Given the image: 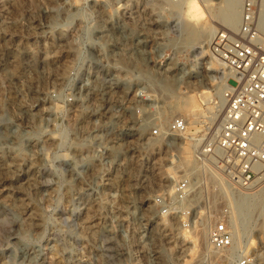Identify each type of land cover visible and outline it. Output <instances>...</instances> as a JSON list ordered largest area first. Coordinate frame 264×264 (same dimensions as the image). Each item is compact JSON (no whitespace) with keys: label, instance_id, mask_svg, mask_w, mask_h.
Masks as SVG:
<instances>
[{"label":"rangeland","instance_id":"374dc122","mask_svg":"<svg viewBox=\"0 0 264 264\" xmlns=\"http://www.w3.org/2000/svg\"><path fill=\"white\" fill-rule=\"evenodd\" d=\"M213 3L186 16L189 29L227 28L213 14L223 12L228 0ZM169 4L0 0V264H207L206 239L196 255L184 234L201 227L191 221L185 228L183 218L165 216L154 205L155 195L172 184L170 171L179 158L194 159L193 138L210 137L215 122L207 119L209 107L224 85L210 42L193 51L207 34L198 32L192 42L180 35V18ZM164 67L166 75L160 73ZM141 72L152 82L139 77ZM155 75L165 79L166 89L153 83ZM87 83L97 86L89 93ZM146 92L151 97L141 99ZM185 92L197 115L158 116L172 96L182 101ZM110 110L121 121L112 135L120 140L122 156L110 160L107 150V159L97 158L88 140L86 147H73ZM141 115L154 118L143 134ZM178 116L191 121L192 137L147 140L151 129L167 127ZM102 128L104 135L108 130ZM203 187L199 200L217 210L234 202L207 178ZM259 200L263 215L264 196ZM208 213L199 208L195 217L209 219ZM248 232L264 264V226Z\"/></svg>","mask_w":264,"mask_h":264},{"label":"built area","instance_id":"2783aa9c","mask_svg":"<svg viewBox=\"0 0 264 264\" xmlns=\"http://www.w3.org/2000/svg\"><path fill=\"white\" fill-rule=\"evenodd\" d=\"M170 1L180 3L183 0ZM242 2L239 28L218 30L210 44V56L227 72L222 74L227 76V84L222 91L224 105L215 133L203 140L193 138L198 173L189 177L182 171V175L173 179L172 184L154 199L158 212L183 218L185 228L191 226V221L193 225L203 222V218L195 217L199 208L209 211L205 217L209 216L210 253L206 261L210 264H260L262 260L258 250L251 249L248 229L256 227L260 231L264 226V214L257 205L259 198L264 196V30L259 22L261 0ZM141 99L147 100L146 95ZM99 119L88 128L89 132H93ZM188 132V119L178 116L169 122L166 130L156 127L150 130L149 136H182L185 139ZM95 134L89 141L90 146L97 152V158L107 159L102 138ZM101 168L99 164L96 166L97 171H102ZM203 178L215 182L217 193L231 196L234 202L223 204L217 210L204 200L200 201L199 197L205 195ZM195 196L198 198L190 204ZM234 221L242 230L238 235L233 230Z\"/></svg>","mask_w":264,"mask_h":264},{"label":"bare ground","instance_id":"6f19581e","mask_svg":"<svg viewBox=\"0 0 264 264\" xmlns=\"http://www.w3.org/2000/svg\"><path fill=\"white\" fill-rule=\"evenodd\" d=\"M170 1V0H169ZM171 4L170 7L172 8V10L176 13V15L180 18V22L176 25V28L178 29V32L180 33V35H185L186 39H188L189 42H192V38H194V36H197L198 35V32L196 29H189V23L187 22V15L190 16V15H193L195 14L194 13V9L198 6H200V4H204L205 6H211L213 5V0H183L182 2L180 3H173L170 1ZM242 5H243V2L242 0H228V4H227V8L221 12V13H215L213 14V17L218 20L219 22H221L224 26H226L228 29H231V30H237L240 26V23H241V13H242ZM259 17H260V26L263 28L264 30V0H261L260 4H259ZM202 26V25H201ZM209 26V25H208ZM199 29V28H198ZM218 30H221V29H218L216 26H211L209 28H202L201 31L199 32L200 35H206L208 36V39L206 40H202L200 42V44L198 46H192L193 47V51L195 53H198L197 52V49L203 47V44L205 42H210L211 44V41H212V38L214 36V34L218 31ZM116 40V39H115ZM118 41V39H117ZM181 43H183L181 41ZM123 45V44H122ZM104 47V46H103ZM140 50V49H138ZM209 51H210V46H209ZM212 57V56H211ZM213 58V57H212ZM214 59V58H213ZM214 61H216V63L219 64V62L217 60L214 59ZM220 65V64H219ZM170 67V66H169ZM221 67V66H220ZM163 68V67H162ZM161 68V69H162ZM166 67H164V69L161 70L160 73H162L163 75H166L167 72H169V70L165 69ZM222 69V67H221ZM182 70H184V73H188V70L186 68V66H183L182 67ZM156 71V70H155ZM226 73V71H224L222 69V73ZM150 73V72H149ZM183 73V74H184ZM139 77L141 78H144L146 79V81L148 83L152 82L151 81V77L150 75L146 73H139L138 74ZM154 75V74H153ZM152 75V76H153ZM173 75V74H172ZM175 75V74H174ZM166 77V76H165ZM168 77V76H167ZM175 77H177V75H175ZM182 76L179 77L178 75V79L181 78ZM196 78V76H193ZM174 79V78H173ZM176 79V78H175ZM174 79V80H175ZM224 80V85H222L223 87H219V91L218 93L216 92L215 95H216V98H217V102L216 104L213 106V107H209V116H207V119L210 120V122L212 124H214L212 130H211V135H213L218 127V119L220 117V113H221V110L223 108V105H224V101L222 99V91L223 89L225 88L226 84H227V76L223 78ZM155 84H159L165 88L167 85L164 84L165 82V79L162 81V79H157L156 78V75H155V80H153ZM171 81V80H170ZM180 81V80H179ZM184 81V80H183ZM94 82H97L94 81ZM163 82V84H162ZM89 86L87 87V91L89 92V90L94 87L97 86V84L95 83L93 86L91 83H87ZM223 84V83H222ZM86 84H83L82 86H85ZM152 85V84H151ZM168 85H169V82H168ZM177 85V84H176ZM82 86L79 88V91H78V94H79V97H81V89H82ZM157 88V86H155ZM154 87V88H155ZM160 87V86H159ZM171 87V86H170ZM90 88V89H89ZM167 88V87H166ZM165 88V89H166ZM162 89V88H161ZM159 88V90H161ZM175 89V88H174ZM158 90V89H157ZM156 90V91H157ZM173 91V89H171ZM177 90V89H176ZM92 91V89H91ZM162 92V91H161ZM167 92V91H165ZM170 92V91H169ZM206 91H202V93H204ZM90 93V92H89ZM154 93V92H153ZM159 93V92H157ZM164 93V91L162 92ZM142 94V93H141ZM147 94V95H146ZM146 99H149L151 97V94L146 92ZM161 94V93H160ZM159 94V95H160ZM187 93L185 92V96L183 99H186V100H183L182 101H172V97L170 99V101L167 103V104H164L162 106V109H160V111L158 112V116L165 118V116L167 115V111L168 112H171L172 114L174 113H179V114H185V115H197V113L195 112L196 109H195V102H194V99L190 98V97H187L186 96ZM144 101V100H143ZM207 101H209V99L207 98ZM146 103V102H145ZM171 114V115H172ZM169 116V115H168ZM152 117V116H151ZM167 117V116H166ZM185 117V116H184ZM80 119H85V118H80ZM78 120L76 122V124H74V126L72 127V132L74 134H77L78 133V130H79V124L81 122V120ZM153 120L154 118H150L149 115H144L140 120L139 122H141V124L139 125V133L140 134H143L146 132L147 129V124H149L150 120ZM188 119V118H187ZM100 120V119H99ZM196 120H194L193 122H195ZM120 118L118 117H114L112 115V110L109 111V115L105 117V120H100L99 123L95 126L93 132H89L87 130L86 134H85V137L82 138V139H76L75 138V142L73 143V147H78V148H82V147H86L85 145H87V140H88V143H89V138H93L94 137V133L95 136L97 137H100L102 138V145L104 146V150L105 152H107V150H110V155L108 156L110 160H115L117 159L119 156H122L121 153H122V146L121 144L119 143L120 140H115L114 138V133L115 132V127L120 123ZM152 122V121H151ZM188 123L191 124V121L188 119ZM110 124V129L108 130L107 133H105L104 135L101 134V128L103 127V125H108ZM167 127L165 126H162V129L163 130H166ZM189 136L191 135L190 134V130H189ZM113 134V135H112ZM172 137H176V138H182V136H172ZM186 137V136H185ZM149 141H153L154 143H156V138L155 137H151L149 136V138L147 139ZM187 148H183V151L184 152H187L186 151ZM91 149H88L87 151V155H86V164L90 165L92 160H93V155L91 154ZM180 160L178 162H176L174 164V166L171 168V171H170V174L172 175V179H176L178 177H180L182 174H179V172L183 171V175H187V176H196L197 173H198V167L197 165L195 164V161L194 159L191 158V156H188V155H185V156H182L179 158ZM129 174V173H128ZM127 174V175H128ZM118 176V175H117ZM114 178V177H113ZM128 178V177H127ZM120 179V178H119ZM115 183V182H114ZM124 189V187H123ZM123 192V191H122ZM198 197L195 196L194 198L191 199L190 201V204L193 203L194 201H196ZM6 199V198H5ZM4 199V200H5ZM263 200V199H262ZM24 205V204H23ZM6 206V205H5ZM20 206V205H19ZM11 207V206H10ZM21 208V207H20ZM26 208V206H25ZM13 211V210H12ZM31 215V214H30ZM34 216V215H33ZM36 222V221H35ZM204 222H207L209 223V219H205L203 220L202 223L198 224V225H193V226H198V227H201L200 229H191V230H187V233H184L185 234V237L188 238L190 240V242L193 244V248H195V252H196V255H197V251H199V247L201 248V245H200V242H201V239L205 238L206 239V249L208 252L207 254V257L210 253V246H209V243H208V231H209V228L204 226L203 223ZM32 226V225H31ZM203 226V227H202ZM233 230L235 231V234L238 235L240 234L241 230L239 229L238 227V224L236 221H234L233 223ZM253 235L249 234V237H248V240H249V243H250V246L255 242V239L252 238ZM152 238H153V235L151 236V241H152ZM261 239V236L259 237ZM203 241V240H202ZM198 250H197V249ZM197 250V251H196ZM202 251V249H201ZM207 264H210L209 261H207Z\"/></svg>","mask_w":264,"mask_h":264}]
</instances>
